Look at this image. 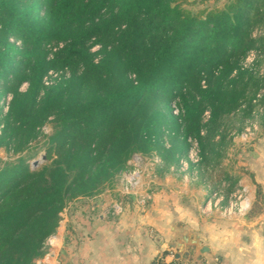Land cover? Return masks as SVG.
Here are the masks:
<instances>
[{
  "label": "trees",
  "instance_id": "1",
  "mask_svg": "<svg viewBox=\"0 0 264 264\" xmlns=\"http://www.w3.org/2000/svg\"><path fill=\"white\" fill-rule=\"evenodd\" d=\"M263 7L235 0L203 18L179 0H0V146L16 153L47 137L37 164L0 158V264H34L66 205L114 187L136 151L167 169L195 137L205 166L207 147L225 144L226 134L211 141L221 120L264 88V71L244 62L264 54L252 35Z\"/></svg>",
  "mask_w": 264,
  "mask_h": 264
},
{
  "label": "crops",
  "instance_id": "2",
  "mask_svg": "<svg viewBox=\"0 0 264 264\" xmlns=\"http://www.w3.org/2000/svg\"><path fill=\"white\" fill-rule=\"evenodd\" d=\"M231 117L237 125L227 126L226 165L211 184L163 181L144 208L128 201L118 217L101 214L106 190L71 200L56 264H264V92ZM250 121L257 123L255 134L241 136ZM220 184L219 205L227 206L232 191L244 184L250 208L229 213L212 206L203 212L210 187ZM203 246L209 250L201 251Z\"/></svg>",
  "mask_w": 264,
  "mask_h": 264
},
{
  "label": "rangeland",
  "instance_id": "3",
  "mask_svg": "<svg viewBox=\"0 0 264 264\" xmlns=\"http://www.w3.org/2000/svg\"><path fill=\"white\" fill-rule=\"evenodd\" d=\"M179 2H180V6L183 7L184 9L191 11L200 17L205 18L207 12H209V11L216 12V11H220L222 9H226V8H228V5L230 3L235 2V0H179ZM263 9H264V7H263ZM42 12H44L43 8H42ZM252 35L254 37H259L260 35H262V37L264 36V22L257 24L253 28ZM10 40L15 41L16 44L21 47L22 42L20 39L16 38L15 34H11ZM59 45L60 44L57 42H51L50 44H48L47 48H48V51L50 52V54L53 51H55ZM98 48H99L98 45H94L92 49L97 50ZM257 55H258V53L256 50H254V49L250 50L248 52L247 57H246L244 62L248 66L254 67L256 70H258V72L260 74H262L264 71V54H260L259 56H257ZM65 73L68 74L69 71H67ZM58 76H59V73H55V72L51 71L47 76H45L46 83H50L52 81H55ZM2 81L0 82V84L2 83ZM26 87H27V84L23 83L22 89H26ZM8 100H9L8 94L2 96V100H1L2 104L1 105H2L3 112H5L7 110ZM172 109H173L174 114L177 115L179 113V109L177 107L175 100L172 101ZM209 115H210L209 111H206L203 114L202 122L204 124H207L208 119H209ZM228 117L226 116L223 120H221L222 123H221L220 127H218V129L215 130L216 134L212 135L211 141H213V143L214 142L218 143L220 141V136L222 134L228 135V132H230V130H228L227 126L234 127L237 125V124H235L236 122L234 121V119H228ZM230 120H233L234 122L230 121ZM237 120L240 121L239 119H237ZM226 122H227V126H226ZM43 128H44V133L49 134L51 132L50 124L45 125ZM203 133H205V130H203ZM217 135H219V138ZM164 139H165L166 144H169L170 139H169V137H167V134L164 137ZM45 140H47V137L42 136L38 140L33 141L28 148L24 149L23 151L16 152V153H14L12 150H7L5 145H1L0 146V158L3 160L4 163L6 162V160H14L20 156L24 157L25 162L29 163V164H33L35 160L41 161L43 155L45 154V149H44V145H45L44 141ZM217 140H218V142H216ZM226 147H227L226 142L223 146L220 143H218V146L213 145L212 150H210L211 146L209 145L206 149L207 155H209V156L207 157V159L203 160V164L205 166L199 167L200 162H201V158L198 157L199 158L198 162H192L193 164L196 163V165L193 166L192 168H189V165L191 163H188L186 161L187 163H184L182 166L179 165V167H181L179 171L173 172L171 170L172 173H170V171L168 172L167 169L164 168V166L161 167L163 161H162L159 154H155V155H157V157L161 159L162 162L160 164L158 162L154 161L155 155L154 156L148 155L147 156L148 157V163L146 164V167L151 168V170H150V174L147 173L146 176L144 177L145 182L146 183L149 182V185H150L151 189L154 191V194L156 192V185H160V183L163 181L164 182H168V181L186 182L190 185L191 184L194 185L195 183L199 182L201 179L202 181L207 182V184H211V182H212L211 180L214 178L212 175L217 174L216 171H218V174L215 176V178H218L222 174L221 171L224 170L223 166L226 165ZM211 159H213V160H211ZM215 160H218V163L217 164L214 163V165H213L211 162H215ZM170 167H171V169H173L176 166L171 165ZM201 169L206 171L204 175L199 173ZM183 171H185L186 174ZM121 189H122L121 188V181L118 180V182L115 184V187L108 186V188L105 189L106 192L103 193V195L105 196V198H108V199L118 198L119 195L121 196V193H122ZM129 198H131V197H129ZM129 202H133V201H129ZM135 207H137V206L135 205ZM65 208L69 209L68 204L66 205ZM65 208L62 211L64 217H66L67 213H68L67 209L65 210Z\"/></svg>",
  "mask_w": 264,
  "mask_h": 264
},
{
  "label": "built area",
  "instance_id": "4",
  "mask_svg": "<svg viewBox=\"0 0 264 264\" xmlns=\"http://www.w3.org/2000/svg\"><path fill=\"white\" fill-rule=\"evenodd\" d=\"M264 92V88L259 91L253 102H259ZM246 107V103L242 104V108ZM256 113V111L254 110ZM258 128L257 123L250 121L241 132V136L250 137L255 134ZM189 142L191 144L188 157H183L180 160V166L184 163L198 162L199 158V142L195 137H189ZM156 162L159 164L162 162L157 155L154 156ZM187 161V162H186ZM148 163V157L143 153L136 151L134 152L127 162V166L120 172L121 181V196L118 198H103L101 214L104 217H118L126 211L127 202L133 201L135 205L139 208H144L149 201L154 197V191L151 189L149 182H145V176L147 173L150 174L151 168L146 167ZM153 163V162H152ZM250 190L244 185L240 184L232 191L229 199V204L225 207L219 205L220 201L223 199V194L221 190V184L211 186L208 191V196L203 201L201 209L206 212L210 207H222L224 212H245L251 206L250 201ZM131 197V198H129ZM132 199V200H131ZM67 208H65L66 210ZM63 212H61V217L58 222L57 228L49 236L46 237L43 243V255L36 259L34 264H56L58 262V253L62 247L63 241V227L65 226V219ZM178 264V263H170Z\"/></svg>",
  "mask_w": 264,
  "mask_h": 264
},
{
  "label": "water",
  "instance_id": "5",
  "mask_svg": "<svg viewBox=\"0 0 264 264\" xmlns=\"http://www.w3.org/2000/svg\"><path fill=\"white\" fill-rule=\"evenodd\" d=\"M44 157H45V154L43 155L42 158H44ZM38 162H39V160H35L34 161L35 164H37ZM208 250H209L208 246H203L201 251L205 252V251H208ZM177 257H179V255H177Z\"/></svg>",
  "mask_w": 264,
  "mask_h": 264
}]
</instances>
